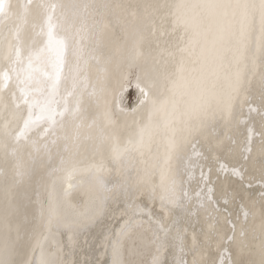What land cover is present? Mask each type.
<instances>
[{
  "label": "snow or ice",
  "instance_id": "6c2138e0",
  "mask_svg": "<svg viewBox=\"0 0 264 264\" xmlns=\"http://www.w3.org/2000/svg\"><path fill=\"white\" fill-rule=\"evenodd\" d=\"M0 264H264V0H0Z\"/></svg>",
  "mask_w": 264,
  "mask_h": 264
},
{
  "label": "bare ground",
  "instance_id": "6f19581e",
  "mask_svg": "<svg viewBox=\"0 0 264 264\" xmlns=\"http://www.w3.org/2000/svg\"><path fill=\"white\" fill-rule=\"evenodd\" d=\"M13 2L15 3V2H17V0H13ZM19 2L22 3V2H24V0H19ZM52 2H61V3L89 2V3H91V2H101V0H52ZM138 96H139V93L136 90V88L134 86V82H133V84L128 89V93L126 94L124 103L128 104L130 106H135L136 99ZM253 121H254L255 125L257 127H259V117L255 113H253ZM245 135H246V130L243 128V126H241L240 132L235 135V139L238 141V146H239L240 151L243 150V143H244V136ZM257 142H258L257 138L253 137L254 146ZM162 152H163V149H161V153ZM205 172H207V169H205ZM198 178H199V170H196L193 183H195V180ZM212 179L213 180L215 179V175L212 176ZM259 190H260L259 182L253 183L252 188L249 189V191H255L257 196L259 195ZM156 207L158 209V205ZM105 223L107 225H116L117 227H119L117 220H112L111 218H109V220H107ZM98 236H99V229H93V231L90 235H87L86 237L81 239V244L87 249L89 247V245H91L93 243L94 239ZM85 238L88 240V245H84V239ZM60 239L62 240L64 245L68 244V240H67L66 236H62ZM102 259H109V257L105 256V257H102Z\"/></svg>",
  "mask_w": 264,
  "mask_h": 264
}]
</instances>
